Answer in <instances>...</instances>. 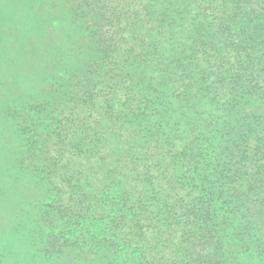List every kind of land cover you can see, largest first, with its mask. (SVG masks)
<instances>
[{"label":"trees","instance_id":"16d2710c","mask_svg":"<svg viewBox=\"0 0 264 264\" xmlns=\"http://www.w3.org/2000/svg\"><path fill=\"white\" fill-rule=\"evenodd\" d=\"M46 1L0 264H264V0Z\"/></svg>","mask_w":264,"mask_h":264},{"label":"rangeland","instance_id":"374dc122","mask_svg":"<svg viewBox=\"0 0 264 264\" xmlns=\"http://www.w3.org/2000/svg\"><path fill=\"white\" fill-rule=\"evenodd\" d=\"M52 13L46 0H0V247L15 235L10 226L19 216L13 214H20L30 195L32 199L36 196L32 191L27 192L23 184V196L20 189V193L16 191L14 195L11 194L8 203L2 202L3 189L7 186L11 188L10 182L15 178L11 160L16 161L18 157L17 144L15 140H10L13 135H9L10 126L6 120L5 107L16 97L24 99L23 92L38 84L34 75L30 76L29 71L34 63L31 58L39 53L37 47L41 42L40 34L45 31L44 22L51 20L49 17ZM17 46L24 51L16 49ZM13 239L17 247L9 255L11 264H43L42 258L30 256L32 248L25 243L23 235Z\"/></svg>","mask_w":264,"mask_h":264},{"label":"flooded vegetation","instance_id":"af4514ba","mask_svg":"<svg viewBox=\"0 0 264 264\" xmlns=\"http://www.w3.org/2000/svg\"><path fill=\"white\" fill-rule=\"evenodd\" d=\"M9 124V135H13V124L10 122ZM13 138H10V140H12ZM20 147V146H19ZM18 148V145H17ZM17 162V166L16 168L19 170H14L13 167V173L15 174V178L13 182H10V187L14 188L13 190H11V193H15L16 191H18L16 189V185L18 183H23L25 185L26 188L28 187L27 181H29V179H27L28 177H32L34 175V181L32 180L31 182L34 185H31V189L33 191V193L36 194L34 199H31L29 202L26 201V203L24 204V206L21 208L20 214H18L19 218L17 219V221H30L28 218V214H27V209L30 208L33 211H35L36 215H38L40 212L43 213V203H42V183H41V177L39 175V173H35V171H22L19 163H18V157L16 159ZM6 190L10 191V188L7 186L4 188V192ZM33 200H35L33 202ZM30 205V206H29Z\"/></svg>","mask_w":264,"mask_h":264}]
</instances>
